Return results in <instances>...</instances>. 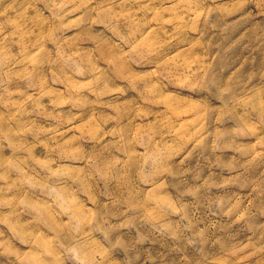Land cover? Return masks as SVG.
Listing matches in <instances>:
<instances>
[{"label":"rangeland","instance_id":"1","mask_svg":"<svg viewBox=\"0 0 264 264\" xmlns=\"http://www.w3.org/2000/svg\"><path fill=\"white\" fill-rule=\"evenodd\" d=\"M0 264H264V0H0Z\"/></svg>","mask_w":264,"mask_h":264}]
</instances>
